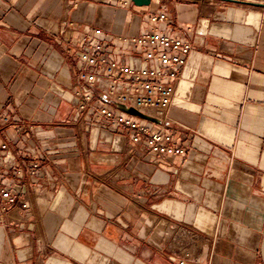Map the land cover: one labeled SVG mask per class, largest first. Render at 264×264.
Returning <instances> with one entry per match:
<instances>
[{"label":"crops","instance_id":"0c3cea01","mask_svg":"<svg viewBox=\"0 0 264 264\" xmlns=\"http://www.w3.org/2000/svg\"><path fill=\"white\" fill-rule=\"evenodd\" d=\"M161 11L175 21L166 33L191 50L167 113L185 152L154 164L126 154L128 130L78 112L73 89L84 83L82 37L101 29L105 50L133 65L142 52L117 38L147 32ZM92 90L97 105L117 107ZM0 112L24 125L35 149L41 167L30 186H41L44 172L51 179L30 216L0 220V264H179L162 244L168 222L202 239L211 260L197 264H264V7L0 0ZM0 133L24 145L12 124Z\"/></svg>","mask_w":264,"mask_h":264},{"label":"built area","instance_id":"2783aa9c","mask_svg":"<svg viewBox=\"0 0 264 264\" xmlns=\"http://www.w3.org/2000/svg\"><path fill=\"white\" fill-rule=\"evenodd\" d=\"M149 17L153 27L147 32L129 38H117L142 52V61L138 62L135 58L133 65L105 50L101 29L93 28L90 34L82 37V50L76 54L83 67L80 76L84 83L78 84L73 94L78 112L92 110V118L104 121L105 128L130 132L125 145L126 154L150 156L152 163L160 164L166 156L185 152L182 146L174 144L172 140L173 131L168 126L167 113L173 103L175 84L187 61L191 45L166 33L165 30L175 24L171 14L161 11ZM92 89L98 90L117 107L97 105L98 100L94 99ZM1 123L12 124L16 135L24 143L22 147H14L10 139L0 133V220L11 225L18 222L13 216L15 213L22 212L25 216L32 214L37 204L36 198L43 193L45 185L51 186V179L44 172L45 180L41 186H30L28 180L38 174L41 165L34 157L35 149L27 144L24 125H14L6 114L0 112V127ZM18 157L30 158L31 162L23 167L16 161ZM10 175L15 185L27 184L30 195L21 196L9 188ZM162 244L166 251L178 258L179 264H197L203 259L209 263L211 260L202 239L183 224L168 222Z\"/></svg>","mask_w":264,"mask_h":264},{"label":"water","instance_id":"95a60500","mask_svg":"<svg viewBox=\"0 0 264 264\" xmlns=\"http://www.w3.org/2000/svg\"><path fill=\"white\" fill-rule=\"evenodd\" d=\"M134 4L137 5H146L149 0H131ZM217 1V0H216ZM220 1H225V2H235V3H240V4H248L251 6H255V7H264V2H253V1H241V0H220Z\"/></svg>","mask_w":264,"mask_h":264}]
</instances>
